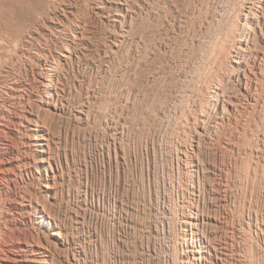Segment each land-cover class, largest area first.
<instances>
[{
  "label": "rangeland",
  "instance_id": "374dc122",
  "mask_svg": "<svg viewBox=\"0 0 264 264\" xmlns=\"http://www.w3.org/2000/svg\"><path fill=\"white\" fill-rule=\"evenodd\" d=\"M244 2L0 0V112L20 106L4 87L33 92L59 168L52 191L43 170L1 181L0 245L31 230L14 202L35 193L67 234L52 264H264L259 41L243 55L263 73L250 93L225 78ZM51 61L56 105L32 85ZM217 87L237 107L223 120Z\"/></svg>",
  "mask_w": 264,
  "mask_h": 264
},
{
  "label": "bare ground",
  "instance_id": "6f19581e",
  "mask_svg": "<svg viewBox=\"0 0 264 264\" xmlns=\"http://www.w3.org/2000/svg\"><path fill=\"white\" fill-rule=\"evenodd\" d=\"M240 12V16L236 19L237 21L234 22L242 27L243 34L237 38L234 36V38L237 39L235 42L236 49H234L235 54L232 55V59L229 63V69L227 72L226 70L224 72H226L225 78L235 82L241 88L242 95L247 96L250 93V87L252 84L257 83L256 81L263 74L258 62L253 60L252 65H248L244 61L243 55L244 52L249 51L254 47L251 44L256 40V42L259 41L258 44L261 43L263 50L259 51L256 49L259 52L254 54L255 58L259 57L260 60L264 58V0H245ZM216 36L218 35L216 34ZM230 37L232 38V35ZM61 47L59 57L61 60H65L68 56H70L69 48L66 45ZM223 49L220 51H223ZM55 67L56 66L53 65V62L52 64L45 62L43 72H39L36 77L34 76V84H32L34 87L40 86L44 90L46 98L45 102L43 100L42 101L46 105H56L53 98L54 88L52 81L54 77H57V70ZM3 90L6 94L13 98L18 97L20 106L18 108L12 107V114L10 113L11 115H8L9 110H2L0 112V183L4 178L6 179V177L12 175L14 176L15 173L22 174L24 171L28 176L30 173L32 175L34 172H40V170H43V186L46 191H52L55 189L57 183L56 178L58 176L59 168L55 163L52 153L50 154L51 147L50 136L47 128L48 122L45 117H42L38 110L30 104L33 92H27L25 96L26 87H24V85L13 83L4 87ZM225 93L226 91H223V88L217 87L211 97L212 105L219 110L218 119L220 120H223L227 113H235L237 111L235 103L228 96H226ZM37 108H46L45 110H47L48 107L39 106ZM47 194L50 195V192ZM52 198H54V196ZM48 200L49 199L45 198V196L40 197L35 193H30L28 197L20 196L14 202L15 209H17L18 212H22V215L24 213L27 216L26 221L30 224L31 230L25 229L26 231L24 230L23 232L21 230H12L14 232H7L6 240H4L0 245V264H52L54 251L58 247L67 243V234L62 231L61 226L56 224L55 221L54 226H51L49 222L45 220L44 214L53 220L49 211L51 203Z\"/></svg>",
  "mask_w": 264,
  "mask_h": 264
}]
</instances>
